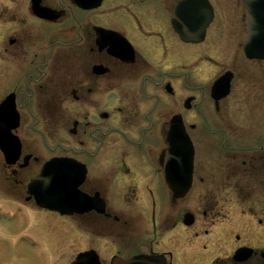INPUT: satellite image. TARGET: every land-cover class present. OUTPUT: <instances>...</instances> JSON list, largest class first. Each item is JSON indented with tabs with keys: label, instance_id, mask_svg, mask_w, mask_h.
I'll use <instances>...</instances> for the list:
<instances>
[{
	"label": "flooded vegetation",
	"instance_id": "af4514ba",
	"mask_svg": "<svg viewBox=\"0 0 264 264\" xmlns=\"http://www.w3.org/2000/svg\"><path fill=\"white\" fill-rule=\"evenodd\" d=\"M208 2L205 40L237 46L234 66L219 72L232 69V85L219 102L208 89L192 104L191 42L181 34L191 1L0 0V74L4 66L25 133L13 173L29 177L52 156L84 164L78 197L92 204L63 215L69 225L51 235L71 239L76 254L93 252L85 264L139 254L161 264H264V120H255L251 69L238 60L246 12L240 0ZM195 7L199 23L207 7ZM237 78L250 83L247 114L228 102ZM177 114L195 145L184 192L176 184L187 186L188 169L173 167L169 180L164 170Z\"/></svg>",
	"mask_w": 264,
	"mask_h": 264
},
{
	"label": "rangeland",
	"instance_id": "374dc122",
	"mask_svg": "<svg viewBox=\"0 0 264 264\" xmlns=\"http://www.w3.org/2000/svg\"><path fill=\"white\" fill-rule=\"evenodd\" d=\"M211 41L202 45L191 44V50L207 51L211 47ZM230 45L231 43H229V48H231ZM0 79H4V77ZM240 82H242L241 79H238L237 86ZM1 83H5V81H1ZM191 86L192 93L198 95L200 90L197 87L195 74L192 75ZM251 98H256L257 107L264 103V62L262 61H251ZM244 100H246L245 97ZM236 111L242 113V106L240 109L236 108ZM35 141L38 143L37 140ZM25 173L26 171L21 174L22 178ZM8 198L6 192L0 191V210L8 208V212L10 210L14 212V218L11 219L5 216L3 211H0V264H45L47 261H51L55 255L54 246L57 243L55 235H51V231L58 230L65 219L45 209L24 205H20V207L14 198V201L11 200V202ZM5 205L9 207H5ZM68 235L70 237V234ZM60 245L64 248L62 249L64 253L61 254L64 258L69 257L71 253L74 257L78 250L72 246L68 248L69 245H65V242L62 241H60ZM54 261L56 263L53 264H57L58 260L54 259Z\"/></svg>",
	"mask_w": 264,
	"mask_h": 264
},
{
	"label": "water",
	"instance_id": "95a60500",
	"mask_svg": "<svg viewBox=\"0 0 264 264\" xmlns=\"http://www.w3.org/2000/svg\"><path fill=\"white\" fill-rule=\"evenodd\" d=\"M250 9L251 33L246 50L251 57L264 58V0H251ZM13 126L8 119L0 120V147L10 162L20 153L18 138L10 133ZM67 172L69 167L65 163L54 160L47 162L41 171L32 177L29 187L36 194L39 203L51 208L73 204L71 198L66 196L72 187V178Z\"/></svg>",
	"mask_w": 264,
	"mask_h": 264
}]
</instances>
